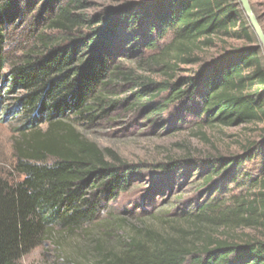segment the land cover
<instances>
[{"label":"trees","instance_id":"1","mask_svg":"<svg viewBox=\"0 0 264 264\" xmlns=\"http://www.w3.org/2000/svg\"><path fill=\"white\" fill-rule=\"evenodd\" d=\"M87 5L0 0V101L21 92L16 106L28 114L15 130L14 178L0 174V264H21L45 242L63 264H264V54L239 0L129 1L93 14ZM28 19L31 46L10 63L11 31ZM139 53L135 69L122 65ZM121 89L130 109L174 108L173 131L254 123L261 133L236 154L154 165L169 173L166 187L198 166L204 194L190 209L113 212L147 163L120 159L80 127L122 106Z\"/></svg>","mask_w":264,"mask_h":264},{"label":"rangeland","instance_id":"2","mask_svg":"<svg viewBox=\"0 0 264 264\" xmlns=\"http://www.w3.org/2000/svg\"><path fill=\"white\" fill-rule=\"evenodd\" d=\"M87 1L88 5L82 12L93 14L106 8L118 7L129 1L141 0ZM249 2L264 32V0H249ZM30 21L31 19H28V23L18 25L17 29L11 31L8 40V47L11 51L10 63L18 60L24 50L31 46L33 38L29 31L32 28ZM41 27L42 25H39L38 29L40 30ZM226 42L232 45L241 44V41L237 39H227ZM256 44L257 42H253L252 45ZM216 50L217 47L212 46L199 52L198 56L201 61L209 60ZM145 54L139 53L131 59H123L122 65L133 70L137 63L143 61ZM259 54L262 55V51H259ZM198 64L199 61L190 65L180 64L174 76L189 73ZM7 69L8 67L5 68V72ZM186 69L188 70L185 71ZM153 74L156 80L167 78L157 73ZM121 91L118 98H121L122 106L117 107L109 116L94 125H81L80 127L81 132L87 138L95 141L101 148L111 150L120 159L132 163H147L133 186L110 203L113 212L114 210L116 212L138 210L136 208L140 206L154 211L153 216L155 217L163 215L175 217L174 214L177 211L190 209L204 194L200 189L203 176L198 166L192 167L189 171H180L172 177L171 187H166L168 185L163 183V180L169 173L160 175L162 171L154 165L177 158L188 157L198 162L200 158H207V156L236 154L247 142L258 139L261 133L262 125L254 123L231 127L220 124L214 126L186 125L178 131H173L171 119L175 114L174 108L160 115H148V111L136 109L138 107L130 109L126 106L122 99L130 96V92L129 89H121ZM20 94L21 92L4 94L0 101V174L8 179L14 178L11 170L13 144L19 138L15 130L28 117V114L19 111L16 106V98ZM132 102L133 99L128 100V104ZM78 242L81 243L79 240ZM19 262L21 264H63L57 251L48 242L31 249L21 257Z\"/></svg>","mask_w":264,"mask_h":264},{"label":"water","instance_id":"3","mask_svg":"<svg viewBox=\"0 0 264 264\" xmlns=\"http://www.w3.org/2000/svg\"><path fill=\"white\" fill-rule=\"evenodd\" d=\"M242 11L246 16L249 25L251 26L255 36L258 40V46L263 51L264 54V32L259 23L258 17L254 14L249 0H239Z\"/></svg>","mask_w":264,"mask_h":264}]
</instances>
